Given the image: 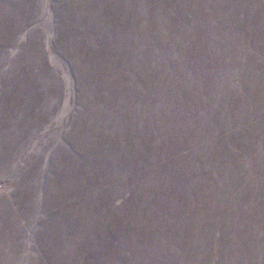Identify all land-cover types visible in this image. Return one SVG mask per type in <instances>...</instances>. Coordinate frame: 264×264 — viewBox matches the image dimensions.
I'll list each match as a JSON object with an SVG mask.
<instances>
[{"label":"rangeland","instance_id":"obj_1","mask_svg":"<svg viewBox=\"0 0 264 264\" xmlns=\"http://www.w3.org/2000/svg\"><path fill=\"white\" fill-rule=\"evenodd\" d=\"M0 264H264V0H0Z\"/></svg>","mask_w":264,"mask_h":264}]
</instances>
